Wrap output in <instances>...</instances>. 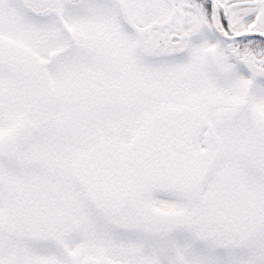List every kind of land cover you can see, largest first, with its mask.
Wrapping results in <instances>:
<instances>
[{
	"label": "snow or ice",
	"instance_id": "obj_1",
	"mask_svg": "<svg viewBox=\"0 0 264 264\" xmlns=\"http://www.w3.org/2000/svg\"><path fill=\"white\" fill-rule=\"evenodd\" d=\"M0 264H264V0H0Z\"/></svg>",
	"mask_w": 264,
	"mask_h": 264
}]
</instances>
